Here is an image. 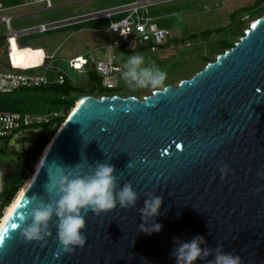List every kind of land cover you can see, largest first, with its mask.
Segmentation results:
<instances>
[{
    "label": "water",
    "instance_id": "water-1",
    "mask_svg": "<svg viewBox=\"0 0 264 264\" xmlns=\"http://www.w3.org/2000/svg\"><path fill=\"white\" fill-rule=\"evenodd\" d=\"M166 86L142 98L85 95L74 104L0 227L19 225L8 228L0 264H175L174 241L196 236L206 241L201 247H222L242 264H264V14L213 60ZM83 160L114 165L118 186L131 183L139 194L136 206L89 211L86 244L73 252L59 244L55 216L45 240L26 239L22 217L52 198L46 185L56 165ZM149 194L163 197L147 222L161 225L152 234L138 228Z\"/></svg>",
    "mask_w": 264,
    "mask_h": 264
},
{
    "label": "rangeland",
    "instance_id": "rangeland-1",
    "mask_svg": "<svg viewBox=\"0 0 264 264\" xmlns=\"http://www.w3.org/2000/svg\"><path fill=\"white\" fill-rule=\"evenodd\" d=\"M1 1L8 4L20 0ZM130 1L133 0H54L55 4L50 8L43 7L20 14L21 11L38 7L29 5L4 13H18L10 18L11 27L25 29L39 22L78 17ZM143 10L158 26L168 28L171 35L154 51L149 50L145 43L129 39L128 48L123 46L119 49L120 65L128 56L142 53L167 72L165 84L175 85L181 78L189 77L207 61L213 60L218 53L230 47L254 18L264 14V0H157ZM98 16L50 26L44 31L19 33L10 39L0 40L1 70L18 68L26 72L43 73L40 71L47 67L46 76L49 80H54L58 71H62L66 77L64 87L68 88L64 93L52 86L0 94V108L35 112L56 109L61 113L62 122L77 100L85 95L117 93L142 98L151 93L148 89H129L120 73L118 86L104 92L105 89L100 86L93 71L70 67V58L74 55L90 52L98 57L106 53L110 37L105 31L107 20ZM119 16L121 14L113 15V18ZM3 29L4 26L0 25V31ZM59 123L60 120L56 125L50 122L38 129L36 139L28 147H20V141L19 145L10 146L5 143V138L0 139V199L9 200V204L13 201L32 174L42 148L57 130ZM34 145L43 146L38 155H31ZM33 156L35 159L31 167L23 170L24 162H30Z\"/></svg>",
    "mask_w": 264,
    "mask_h": 264
},
{
    "label": "clouds",
    "instance_id": "clouds-1",
    "mask_svg": "<svg viewBox=\"0 0 264 264\" xmlns=\"http://www.w3.org/2000/svg\"><path fill=\"white\" fill-rule=\"evenodd\" d=\"M120 75L131 90L148 89L154 93L167 91V72L142 53L128 56L121 65ZM221 171L224 172V169ZM115 172V166L108 162H96L95 165L87 162L85 166L83 160L74 166L56 165L57 174L55 177L50 176V182L46 185L52 198L39 200L31 206L30 211L22 217L25 221L22 234L30 241L45 240L51 235L50 221L55 216L57 237L63 250L73 252L76 247H83L87 236L82 230L86 228L85 217L89 211L99 216L117 206L129 209L135 207L139 199L131 183L118 186ZM162 202V196L148 195L144 206L139 208L143 220L138 226L139 231L152 234L161 230L160 224L147 222L160 214ZM174 243L176 247L171 256L175 258V264H195L197 260L207 261V264H242L239 255L226 252L222 247H201L206 244L203 236ZM209 256L213 258L208 260Z\"/></svg>",
    "mask_w": 264,
    "mask_h": 264
},
{
    "label": "built area",
    "instance_id": "built-area-1",
    "mask_svg": "<svg viewBox=\"0 0 264 264\" xmlns=\"http://www.w3.org/2000/svg\"><path fill=\"white\" fill-rule=\"evenodd\" d=\"M154 1L157 0H133L94 12L107 20L105 31L110 36L106 45L107 51L98 57L90 52L74 55L70 58L72 64L70 67L93 71L98 76L100 86L105 89L104 92L115 89L118 86L121 69L119 49L123 46L128 48L129 39L145 43L149 50L154 51L171 35L168 28L158 26L153 22L152 17L144 14V6ZM21 2L22 4L38 3L44 8H50L55 4L54 0H21ZM4 9L0 2V11ZM120 14L121 16L113 18V15ZM10 17L8 14L0 15V21L6 25V31L0 34V40L10 39L27 31H44L45 26L50 27L53 24L40 23L18 31L11 27ZM65 80V73L62 71H58L54 80H49L44 73L26 72L18 68L0 70V94H10L20 89L46 88L52 84H62ZM104 94L106 93H102ZM111 94L116 93L109 95ZM59 118L61 113L56 109L35 112L0 108V139L5 138V143L8 145H19L23 138L28 141L29 138L34 137L38 129L49 125L50 122L56 125ZM6 204V201L0 199V221Z\"/></svg>",
    "mask_w": 264,
    "mask_h": 264
},
{
    "label": "crops",
    "instance_id": "crops-1",
    "mask_svg": "<svg viewBox=\"0 0 264 264\" xmlns=\"http://www.w3.org/2000/svg\"><path fill=\"white\" fill-rule=\"evenodd\" d=\"M0 2L2 3V5L5 7V9L4 10H1L0 11V15L1 14H6L7 13V11L8 10H10V9H14V8H17V7H20V6H29V5H37L38 7H36V8H34V9H28V10H24V11H21L20 12V14H24V13H30V12H33V11H36V10H40V9H44L42 6H41V4H38V3H36V4H22V2H21V0L20 1H18V2H15V3H11V2H9L8 4H6V3H4L3 4V2L0 0ZM62 3H65V2H62ZM4 12H6V13H4ZM18 13H13V14H8V15H10L11 17L10 18H12L13 16H15V15H17ZM54 21H51V23H53ZM39 23H46V22H39ZM36 24H38V23H36ZM36 24H34V25H36ZM0 25L3 27L4 26V29L2 30V31H0V34L1 33H4L5 31H6V26L4 25V22L3 21H0ZM10 25H11V23H10ZM30 26H32V25H30ZM30 26H28V27H30ZM25 27H27V26H25ZM23 28V27H22ZM14 29V28H13ZM15 30H21V28L20 29H15ZM4 68H7V67H4ZM47 67H44V69L42 70V71H40V72H43L45 75H46V72H47ZM1 70V69H0Z\"/></svg>",
    "mask_w": 264,
    "mask_h": 264
},
{
    "label": "bare ground",
    "instance_id": "bare-ground-1",
    "mask_svg": "<svg viewBox=\"0 0 264 264\" xmlns=\"http://www.w3.org/2000/svg\"><path fill=\"white\" fill-rule=\"evenodd\" d=\"M147 5H149V4H147ZM147 5H145V6H147ZM144 6V7H145ZM100 17H102V15H99ZM98 16V17H99ZM47 28H49V27H44V29H47ZM81 99V98H80ZM80 99H78L77 100V102L80 100ZM63 122V121H62ZM62 122H61V124H62ZM60 126V125H59ZM58 126V127H59ZM55 132V131H54ZM53 132V133H54ZM53 136V135H52ZM52 136H50V138L49 139H51L52 138ZM49 142V141H48ZM47 142V143H48ZM46 146H47V144H46ZM46 146L43 148V150H42V152H41V154H40V156H39V158H38V160H37V162H36V164H35V167H34V169H33V172H32V174L29 176V178L25 181V183L23 184V186L21 187V189H19V192L17 193V195L15 196V198L13 199V201L9 204V203H7L6 204V206H5V208H4V212H3V215H2V218H1V221H0V227L2 226V224L4 223V221H5V219L8 217V215L10 214V212H11V210L13 209V207H14V205H15V203H16V201H17V199H18V197L21 195V193H22V191L24 190V188L27 186V184L29 183V181H30V179H31V177H32V175H33V173H34V171H35V169L37 168V165H38V163H39V161H40V158H41V155H42V153L44 152V150H45V148H46ZM9 204V205H8Z\"/></svg>",
    "mask_w": 264,
    "mask_h": 264
},
{
    "label": "trees",
    "instance_id": "trees-1",
    "mask_svg": "<svg viewBox=\"0 0 264 264\" xmlns=\"http://www.w3.org/2000/svg\"><path fill=\"white\" fill-rule=\"evenodd\" d=\"M52 86H54L55 88H57L56 90H60L61 93H64V91H67V89H68L67 87H64L65 86V83H62V84H52V85H50V86H48L46 88H49V87H52ZM36 89H39V88H36ZM59 120L61 122L62 119L60 118ZM41 147H43V146L42 145H40V146L34 145L32 151H31V155H32V153L33 154H37L38 152H40ZM34 159H35V157L33 156V158L31 159L30 162H29V160L25 161L24 164H23V170H25L27 168H30L31 167V164L34 161ZM8 202H9V200L6 201V203H8Z\"/></svg>",
    "mask_w": 264,
    "mask_h": 264
},
{
    "label": "snow or ice",
    "instance_id": "snow-or-ice-1",
    "mask_svg": "<svg viewBox=\"0 0 264 264\" xmlns=\"http://www.w3.org/2000/svg\"><path fill=\"white\" fill-rule=\"evenodd\" d=\"M255 27V26H254ZM81 104H83V101H81ZM16 228L17 227V223L14 222V220H10L8 223V227H5L3 229H0V245H3L5 242V238L8 234V228Z\"/></svg>",
    "mask_w": 264,
    "mask_h": 264
},
{
    "label": "flooded vegetation",
    "instance_id": "flooded-vegetation-1",
    "mask_svg": "<svg viewBox=\"0 0 264 264\" xmlns=\"http://www.w3.org/2000/svg\"><path fill=\"white\" fill-rule=\"evenodd\" d=\"M37 134H38V133H36V134L34 135V137L29 138L28 141H26V140L23 138V139H22V142H21V144H20V147H23V146H24V147H28L30 144H32L33 141L36 139ZM10 146H12V145H10Z\"/></svg>",
    "mask_w": 264,
    "mask_h": 264
}]
</instances>
